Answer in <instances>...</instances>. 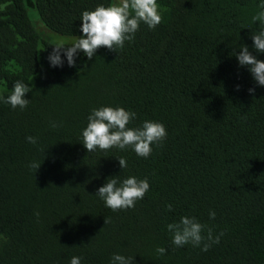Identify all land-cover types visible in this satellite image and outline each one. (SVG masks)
Here are the masks:
<instances>
[{"label":"trees","instance_id":"1","mask_svg":"<svg viewBox=\"0 0 264 264\" xmlns=\"http://www.w3.org/2000/svg\"><path fill=\"white\" fill-rule=\"evenodd\" d=\"M110 3L0 0V96L17 80L32 88L24 110L0 101V264H111L114 254L132 264H263L264 87L235 54L246 45L264 61L251 39L264 0H157L155 30L141 24L117 53L81 52L71 67L62 53L63 66H50L53 46L27 7L49 30L76 36L84 11ZM105 106L135 112L128 127L159 122L167 137L146 159L131 148L87 152V118ZM115 176L146 178L150 189L113 212L95 193ZM182 216L224 235L208 251L175 247L167 225Z\"/></svg>","mask_w":264,"mask_h":264},{"label":"clouds","instance_id":"2","mask_svg":"<svg viewBox=\"0 0 264 264\" xmlns=\"http://www.w3.org/2000/svg\"><path fill=\"white\" fill-rule=\"evenodd\" d=\"M260 9L252 17L253 23L259 22L260 29L252 33L253 47L256 53H264V3L260 4ZM157 0H116L108 6L98 5L95 10L84 11L81 15L83 36L77 37L70 44L63 41L56 42L53 51L49 54L48 60L52 67H62L64 60L61 54L67 58V64L75 66L76 57L83 53L89 60L93 58L100 48H107L116 52L123 49L125 42L135 39V34L139 31L140 25L144 24L149 29L155 30L162 22V15L159 12ZM238 64L246 67L251 73L255 83L264 87V61L259 60L256 55L249 51L248 46L242 45L235 54ZM239 90V85H237ZM250 94H254L255 88H250ZM32 92L28 84L17 80L6 97L0 96V101L9 104L13 109L24 110L30 103L26 99V94ZM136 118V113L125 110L123 107H100L94 108L88 116L86 128L82 131V144L87 152H95L97 149L108 151L116 148L126 150L131 148L138 157L148 158L153 151V145L160 146L167 137V130L163 124L155 121L145 120L140 127H128ZM50 127H59L56 122H50ZM27 141L33 145L37 143V138L26 137ZM121 169L127 167V161L118 158ZM41 164L32 163L30 167L39 169ZM150 189L148 180L137 179L130 176L119 181L118 177L108 178L106 183L99 187L97 195L113 212L134 208L136 202L142 200ZM169 211L172 205L166 206ZM39 217V213H35ZM216 213H209L210 219H214ZM107 220L105 219V224ZM169 233L172 235V244L175 247L192 245L208 251L213 244L220 242L221 232L214 236L211 228L200 223L195 217L182 216L179 222L167 225ZM206 232V235H205ZM159 255H164L166 249L159 247L156 249ZM133 258H126L120 254H114L111 264H132ZM70 264H81V258L73 256Z\"/></svg>","mask_w":264,"mask_h":264},{"label":"rangeland","instance_id":"3","mask_svg":"<svg viewBox=\"0 0 264 264\" xmlns=\"http://www.w3.org/2000/svg\"><path fill=\"white\" fill-rule=\"evenodd\" d=\"M113 2H116V0H112V3ZM27 13H28V16H29V19L32 25L34 26L36 31L39 33L40 37L51 45H54L58 41H63L65 44H70L77 37L83 36V34L76 35V36L63 35V34H59L54 31H51L42 25V23L38 19L37 14L33 8L28 6ZM6 92H8V90L3 85L0 84V93H6Z\"/></svg>","mask_w":264,"mask_h":264}]
</instances>
